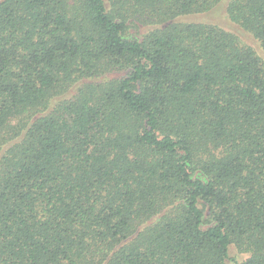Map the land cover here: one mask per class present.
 I'll use <instances>...</instances> for the list:
<instances>
[{
  "label": "trees",
  "instance_id": "1",
  "mask_svg": "<svg viewBox=\"0 0 264 264\" xmlns=\"http://www.w3.org/2000/svg\"><path fill=\"white\" fill-rule=\"evenodd\" d=\"M264 0H0V264H264V57L191 19Z\"/></svg>",
  "mask_w": 264,
  "mask_h": 264
},
{
  "label": "rangeland",
  "instance_id": "2",
  "mask_svg": "<svg viewBox=\"0 0 264 264\" xmlns=\"http://www.w3.org/2000/svg\"><path fill=\"white\" fill-rule=\"evenodd\" d=\"M189 17L191 19H203L205 21L217 22V23H220L221 25H224L226 27H229L241 33V35L245 38V40L253 44L257 48V50L261 53V55H263L264 57V52L262 51V49H260L258 44L252 39V37H250V35L242 31L239 27H237V25H235L234 23L228 20V17L226 14V4H224V6H219V8H217L215 12L204 15L202 16V18L199 16H189Z\"/></svg>",
  "mask_w": 264,
  "mask_h": 264
}]
</instances>
